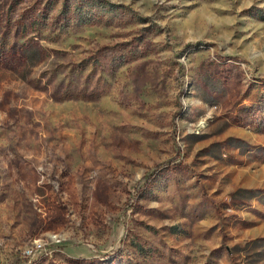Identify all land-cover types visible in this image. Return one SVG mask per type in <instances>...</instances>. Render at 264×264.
<instances>
[{
    "label": "rangeland",
    "instance_id": "374dc122",
    "mask_svg": "<svg viewBox=\"0 0 264 264\" xmlns=\"http://www.w3.org/2000/svg\"><path fill=\"white\" fill-rule=\"evenodd\" d=\"M0 264H264V0H0Z\"/></svg>",
    "mask_w": 264,
    "mask_h": 264
},
{
    "label": "built area",
    "instance_id": "2783aa9c",
    "mask_svg": "<svg viewBox=\"0 0 264 264\" xmlns=\"http://www.w3.org/2000/svg\"><path fill=\"white\" fill-rule=\"evenodd\" d=\"M41 246H42L41 243L36 241L32 246L26 248L24 253L27 256H32L35 254L37 249L41 248Z\"/></svg>",
    "mask_w": 264,
    "mask_h": 264
}]
</instances>
